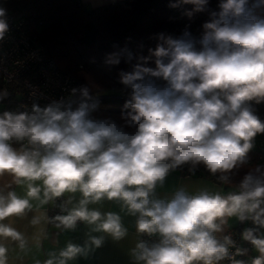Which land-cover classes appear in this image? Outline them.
<instances>
[{
    "label": "clouds",
    "instance_id": "clouds-1",
    "mask_svg": "<svg viewBox=\"0 0 264 264\" xmlns=\"http://www.w3.org/2000/svg\"><path fill=\"white\" fill-rule=\"evenodd\" d=\"M209 3L169 0L189 20L207 13L199 36L186 26L178 36L150 37L156 44L147 54L143 43L136 51L114 44L105 54L107 67L131 66L118 74L127 95L122 123L94 116L100 100L87 85L0 113V264H72L107 239L125 240V217L138 237L133 264H246L236 257L249 249L226 234L231 218L251 223L241 239L259 254L250 264H264V165L249 156L264 134L253 107L264 103V0ZM8 31L0 7V41ZM8 95L0 90V101ZM185 165L193 174L203 166L225 189L158 193ZM51 207L58 214L50 216ZM80 225L83 243L58 247L59 235Z\"/></svg>",
    "mask_w": 264,
    "mask_h": 264
},
{
    "label": "trees",
    "instance_id": "trees-1",
    "mask_svg": "<svg viewBox=\"0 0 264 264\" xmlns=\"http://www.w3.org/2000/svg\"><path fill=\"white\" fill-rule=\"evenodd\" d=\"M1 2L23 19L28 34L42 47L44 54L54 61L58 69L72 75L78 87L87 85L98 95L100 107L94 116L110 117L117 123H122L121 110L127 99V95L121 92L123 86L119 83L118 74L121 70L129 71L131 66L122 61L118 66L107 67L103 63L105 54L113 51L114 44L122 47L126 43L133 51L137 50V45L143 43L144 54H147L148 47H155L156 41L150 39L155 34L164 32L178 36L188 26L194 36H199L201 25L208 19L207 13H200L189 20L182 16L183 9L170 8L169 0H118L93 8L73 0ZM217 4L218 0H210L209 7L216 9ZM184 8L190 9L191 5H185ZM5 88L9 95L4 99L5 107L1 113L6 111L7 106L14 101L16 93L20 92V85L16 83ZM253 107L255 114L264 121V103L254 104ZM259 136L261 142L254 145L249 153L253 165H264V134ZM188 169L185 165L176 171L184 176ZM246 171L247 169H242L236 180ZM188 175L224 186L203 166L194 174L188 170ZM245 248L250 252L249 245ZM245 256L241 260L250 264L251 260Z\"/></svg>",
    "mask_w": 264,
    "mask_h": 264
},
{
    "label": "built area",
    "instance_id": "built-area-1",
    "mask_svg": "<svg viewBox=\"0 0 264 264\" xmlns=\"http://www.w3.org/2000/svg\"><path fill=\"white\" fill-rule=\"evenodd\" d=\"M0 7L6 9L9 25L5 39L0 41V83L4 87L11 83L20 85V95L7 106L6 110L15 111L20 105L30 106L33 102L43 106L51 100L66 97L71 88L78 87L72 75L58 69L54 61L44 54L42 47L28 34L23 19L8 10L1 0ZM188 170L184 176H189ZM56 203L59 204L60 200ZM58 212L59 209L56 207L49 209L50 216ZM226 234H231L239 246L251 247L234 229H229ZM242 257L238 256L236 259L241 260ZM224 264L229 262L225 261Z\"/></svg>",
    "mask_w": 264,
    "mask_h": 264
},
{
    "label": "crops",
    "instance_id": "crops-1",
    "mask_svg": "<svg viewBox=\"0 0 264 264\" xmlns=\"http://www.w3.org/2000/svg\"><path fill=\"white\" fill-rule=\"evenodd\" d=\"M81 3H84L88 8H93L96 6L108 4L112 1H118V0H79ZM6 89L1 83H0V90ZM20 95L19 93H16L15 99ZM4 102V100L2 101ZM1 113V111H0ZM5 179H9L8 177H5ZM184 186L186 187L190 192H194L199 188H208L209 190H224L225 186H218L215 183L201 177H195V176H183L180 175L177 171L172 172L168 178L166 179L165 185L162 188H157V192L160 194L168 193L170 194L172 191H174L176 188ZM18 193L23 194L21 189H16ZM104 210H112V211H119L118 207L114 204H104L103 205ZM15 226L21 229H27V231L31 232L32 229L27 227V221L26 220H17L14 222ZM124 223L129 229V234L125 238V240H122L120 242H113L111 239H107L104 245L97 249L94 253H92L87 258H78L76 261L72 262V264H133L132 258L129 254V250L134 247V244L136 240L138 239L135 227H134V219L131 217H125ZM251 224L248 222L240 223L235 218H231L229 220V229H236L239 235L241 236V233L244 228L250 227ZM227 230V231H228ZM57 230L54 229V227L49 226L48 232L50 234L56 232ZM87 229L84 225H80L76 232H65L59 235L58 240L59 244L58 247H63L68 240H71L74 243H80L82 244L85 239V233ZM52 239H56L55 236L51 237ZM53 247V245L49 242L48 239L44 240V250L47 251ZM257 255H259L251 246L249 254L245 256V258L252 260ZM41 258H43V254H41Z\"/></svg>",
    "mask_w": 264,
    "mask_h": 264
},
{
    "label": "rangeland",
    "instance_id": "rangeland-1",
    "mask_svg": "<svg viewBox=\"0 0 264 264\" xmlns=\"http://www.w3.org/2000/svg\"><path fill=\"white\" fill-rule=\"evenodd\" d=\"M5 107L4 102L0 101V111ZM260 135V134H259ZM257 135V137L255 138V142L254 145L259 144L261 141V138H259L260 136Z\"/></svg>",
    "mask_w": 264,
    "mask_h": 264
}]
</instances>
